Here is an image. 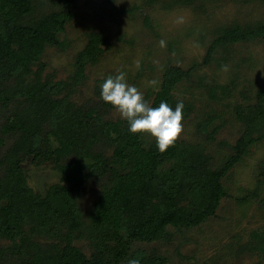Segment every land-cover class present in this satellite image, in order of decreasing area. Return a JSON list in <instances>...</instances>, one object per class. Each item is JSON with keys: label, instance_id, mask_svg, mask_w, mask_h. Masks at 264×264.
Wrapping results in <instances>:
<instances>
[{"label": "trees", "instance_id": "16d2710c", "mask_svg": "<svg viewBox=\"0 0 264 264\" xmlns=\"http://www.w3.org/2000/svg\"><path fill=\"white\" fill-rule=\"evenodd\" d=\"M62 1L75 6L77 0ZM46 3L0 0V264H128L133 258L168 264L155 249L132 244L156 241L170 225H199L217 215L228 195L226 177L264 140V86L252 101L234 106L239 135L225 143L230 152L221 161L208 145L218 130H209L216 113L196 125L206 141L180 137L161 153L149 134H131L126 120L113 118L100 92L93 100L76 99L87 65L110 45L104 32L88 34L74 74L55 81L43 76L45 51L65 47L60 36L74 15L72 8L46 10ZM261 39L262 20L218 26L202 63L220 48ZM197 66L168 64L159 89L144 99L173 109L182 101L188 118L194 104L175 89ZM28 158L54 163L60 181L44 193L34 190L23 164Z\"/></svg>", "mask_w": 264, "mask_h": 264}, {"label": "rangeland", "instance_id": "374dc122", "mask_svg": "<svg viewBox=\"0 0 264 264\" xmlns=\"http://www.w3.org/2000/svg\"><path fill=\"white\" fill-rule=\"evenodd\" d=\"M69 8L74 15L60 36L66 38L65 47H48L41 59L45 78L55 81L74 74L76 54L92 31L104 32L110 45L97 63L87 65L86 78L75 94L78 101L99 98L105 79L118 70L126 73L128 84L153 96L168 64L184 68L199 64L192 78L175 89L177 97L194 104L180 137L199 140L197 123L216 113L209 130H218L208 145L218 161L226 157L230 150L225 143H234L239 135L234 106L252 101L264 86V39L220 48L210 63L202 62L218 26L264 21V0H77L75 6L47 0L45 6ZM225 65L227 71L222 69ZM151 80L158 85L151 86ZM110 115L120 117L115 109ZM23 164L28 184L36 191L44 193L60 181L52 162L35 164L28 158ZM263 170L264 140L226 177L228 195L216 216L199 225H170L158 240L136 241L133 249H155L168 264H264V243L257 247L264 239ZM91 199V194L84 197L86 204ZM44 239H52V234ZM79 244L89 250L86 241Z\"/></svg>", "mask_w": 264, "mask_h": 264}, {"label": "clouds", "instance_id": "9594fccd", "mask_svg": "<svg viewBox=\"0 0 264 264\" xmlns=\"http://www.w3.org/2000/svg\"><path fill=\"white\" fill-rule=\"evenodd\" d=\"M165 46V41H160ZM139 68V61L136 62ZM227 71V66H222ZM158 81L151 80L153 87ZM101 99L119 113L127 121L131 134H149L156 141V147L166 152L174 146L184 131V103L178 102L173 109L167 102L162 101L158 107H152L144 99L143 93L135 86L127 83L126 73L118 70L115 76L109 75L101 85ZM128 264H140L139 259H130Z\"/></svg>", "mask_w": 264, "mask_h": 264}]
</instances>
